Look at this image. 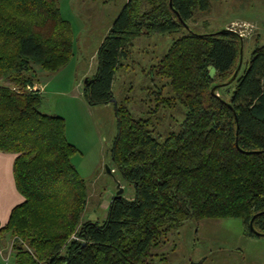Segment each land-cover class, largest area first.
Masks as SVG:
<instances>
[{"label": "trees", "instance_id": "1", "mask_svg": "<svg viewBox=\"0 0 264 264\" xmlns=\"http://www.w3.org/2000/svg\"><path fill=\"white\" fill-rule=\"evenodd\" d=\"M210 7L211 0H128L102 41L83 94L90 105L114 102L112 157L134 194H115L99 222L83 221L88 185L72 162L79 149L65 117L44 112L42 92L26 90L38 68L54 73L70 62L72 25L59 0H0V151L14 154L23 196L0 221L12 264H154L170 232L206 218H240L246 235H264V44L229 82L244 39L193 29L195 14ZM182 30L153 71L166 79L150 92L153 112L164 105L184 116L161 132L153 117L116 100L113 82L135 38Z\"/></svg>", "mask_w": 264, "mask_h": 264}, {"label": "rangeland", "instance_id": "2", "mask_svg": "<svg viewBox=\"0 0 264 264\" xmlns=\"http://www.w3.org/2000/svg\"><path fill=\"white\" fill-rule=\"evenodd\" d=\"M59 3L62 16L72 25L74 54L55 80L50 81L43 94L42 110L65 117L68 139L79 149L72 162L88 185L89 200L83 221L102 222L119 185L126 197H133L134 190L116 172L112 157L117 134L114 102L108 106L90 105L83 88L85 80L96 74L99 47L126 0ZM189 25L200 32L223 28L237 31L245 43L242 61L247 62L257 43L264 44V0H211L210 10L198 11ZM183 31L135 38L130 56L123 60L125 65L116 72L113 82L116 100L126 102L135 115L153 117L161 132L179 127L184 116L180 109L164 105L153 112L157 102L150 92L166 83L153 71L173 39ZM163 87L164 95H169V87ZM37 91L43 93V89ZM155 252L158 256L154 264H264V235H246L240 218L191 220L170 232ZM7 260L4 262L12 264L14 257Z\"/></svg>", "mask_w": 264, "mask_h": 264}, {"label": "crops", "instance_id": "3", "mask_svg": "<svg viewBox=\"0 0 264 264\" xmlns=\"http://www.w3.org/2000/svg\"><path fill=\"white\" fill-rule=\"evenodd\" d=\"M127 2L128 0H126ZM61 69L63 70V68ZM61 69L57 72L50 73L38 68V86L41 90L43 89L42 94L46 92L50 81L55 80L56 74L61 72ZM105 106H108V104ZM14 160V154L0 151V221L2 224L8 222L12 209L23 201V196L18 191L14 179ZM8 256L9 259L12 257V238L9 237L4 238L2 243L0 242V262L8 261Z\"/></svg>", "mask_w": 264, "mask_h": 264}, {"label": "water", "instance_id": "4", "mask_svg": "<svg viewBox=\"0 0 264 264\" xmlns=\"http://www.w3.org/2000/svg\"><path fill=\"white\" fill-rule=\"evenodd\" d=\"M225 31H234V32H237V31H235V30H233V29H231V28H223V29H220V30H218V31H216V32H214V33H217V32H225ZM237 33H238V32H237ZM239 35H240V34H239ZM240 36L243 38L242 35H240ZM243 48H244V41H242V46H241V59H240L239 67H238V69L236 70V72L234 73L233 77L230 79L229 82H231L232 80H234V79L236 78V76L238 75V72H239V70H240V68H241V65H242V62H243V61H242ZM88 80H89V77L85 80V83H87ZM216 89H217V86L213 87V89H212V93H213V94H217V93H216ZM217 95H218V94H217ZM119 186H120V187H119V189H118V191H117V193H116V196L121 197L122 194H123V192H124V188L121 187V185H119ZM252 222H253V219H252V221H251V227H252V229H254Z\"/></svg>", "mask_w": 264, "mask_h": 264}, {"label": "built area", "instance_id": "5", "mask_svg": "<svg viewBox=\"0 0 264 264\" xmlns=\"http://www.w3.org/2000/svg\"><path fill=\"white\" fill-rule=\"evenodd\" d=\"M27 88H28L29 91H37V90H40L39 87H35V86H27ZM74 236H76V235H74ZM7 259H9V256L7 257Z\"/></svg>", "mask_w": 264, "mask_h": 264}]
</instances>
